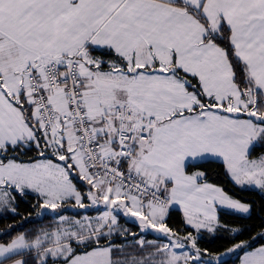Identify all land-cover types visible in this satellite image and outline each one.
<instances>
[{"label":"snow or ice","instance_id":"1","mask_svg":"<svg viewBox=\"0 0 264 264\" xmlns=\"http://www.w3.org/2000/svg\"><path fill=\"white\" fill-rule=\"evenodd\" d=\"M257 146L264 0H0V217L40 209L0 237L52 217L0 240V264H264V230L200 246L249 230L218 207L252 208L206 165L264 190Z\"/></svg>","mask_w":264,"mask_h":264},{"label":"trees","instance_id":"2","mask_svg":"<svg viewBox=\"0 0 264 264\" xmlns=\"http://www.w3.org/2000/svg\"><path fill=\"white\" fill-rule=\"evenodd\" d=\"M261 154H264V146H257L252 152L253 157L259 156ZM206 167L209 171V177L212 183L221 186L230 196L252 206L251 212L249 214H235L230 209H219L220 222L223 225H226L229 228L239 227L247 228L249 230L244 231L242 235H238L233 239L231 238L232 234L230 232L225 231L223 228H221L218 232V235L224 238L215 240L206 238L200 240V246L202 248L208 247L210 251H212L213 253H217L225 251L228 247L241 240H248L250 237L264 230V227H262V219H264V191L250 186H245L243 188L235 186L226 174L225 166L219 160L213 161L211 164L206 165ZM25 199L27 200V202L20 203L19 205L18 216L0 217V232H2L12 224H19L24 217H37L40 209L34 208V205L36 204V198L34 196H29ZM97 214L98 213L96 212L88 213V215ZM67 215H71V212L67 213ZM51 222L52 217L50 215L45 216L43 220L33 219L32 221L24 224L23 228H17L11 234V236L0 237V240H9L11 238H14L16 235L27 231L28 229H38L49 225ZM180 222V213L173 212L170 220V225L175 228L180 225ZM119 223L123 228L128 229L130 233H137L139 231L136 228L135 223L131 222V220L129 219L127 221L125 219H120ZM204 235L205 237H208L207 233H204ZM115 239L117 246H120L124 243V241L120 238ZM146 239L150 241L155 240V234L147 236ZM128 243H132V241L129 240ZM259 243H264V240H258L257 245ZM239 255H242V253H240ZM225 259L227 260V264H239V259L237 258L236 254H232Z\"/></svg>","mask_w":264,"mask_h":264},{"label":"crops","instance_id":"3","mask_svg":"<svg viewBox=\"0 0 264 264\" xmlns=\"http://www.w3.org/2000/svg\"><path fill=\"white\" fill-rule=\"evenodd\" d=\"M215 185H217V184H215ZM217 186H219V185H217ZM219 187H221V186H219ZM250 187H254V186H250ZM222 188V187H221ZM255 188H258V187H255ZM223 189V188H222ZM259 189V188H258ZM224 190V189H223ZM225 191V190H224ZM264 191V190H263ZM226 192V191H225ZM227 193V192H226ZM228 194V193H227ZM229 195V194H228ZM230 196V195H229ZM232 197V196H231ZM234 198V197H233ZM234 199H236V198H234ZM242 202V201H241ZM245 203V202H244ZM220 208H224V207H218V209H217V211H218V215H219V209ZM225 209H227V208H225ZM231 210V209H230ZM129 220H131V218H128ZM21 258H24V257H20V256H17L16 257V259H21ZM226 258V257H225Z\"/></svg>","mask_w":264,"mask_h":264},{"label":"rangeland","instance_id":"4","mask_svg":"<svg viewBox=\"0 0 264 264\" xmlns=\"http://www.w3.org/2000/svg\"><path fill=\"white\" fill-rule=\"evenodd\" d=\"M162 242V241H161Z\"/></svg>","mask_w":264,"mask_h":264}]
</instances>
